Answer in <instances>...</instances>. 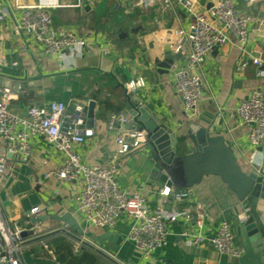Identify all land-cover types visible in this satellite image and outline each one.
<instances>
[{
	"label": "crops",
	"instance_id": "obj_1",
	"mask_svg": "<svg viewBox=\"0 0 264 264\" xmlns=\"http://www.w3.org/2000/svg\"><path fill=\"white\" fill-rule=\"evenodd\" d=\"M36 0H4L10 6V16L0 20V96L1 89L10 86L13 92L11 107L23 113L30 104L45 103L52 99L66 102L68 110L83 105L86 113L91 101L95 102V121L90 126L95 130L92 139L78 147L85 161L107 164L116 150L112 140L128 129L121 127L119 120L110 125L111 117L120 113L130 115L124 87L136 78H143L145 85L136 89L135 94L143 106L158 123L166 124L177 137L185 136V141L177 145V154H187L192 143L188 137V124L196 121L210 128V135H223L238 157L245 171H252L247 164V156L261 148L249 145L247 129L240 123L235 113L236 107L255 87L264 89V66L262 74L249 57L242 53L236 42L214 49L204 67V91L195 109L185 108L174 86V69L182 63L183 54L175 61L169 73L159 71L155 62L163 59L162 53L171 50L174 31L187 27L190 16L184 6L177 1L165 7L159 2L145 0L135 5V0H86L83 7L79 0H59L62 4L51 9L56 26H74L80 35L89 40L86 53L79 57L60 58L43 52L40 45L26 41L13 30V23L19 19L21 11L16 4H32ZM241 12H249L256 17H264V0L246 9L243 0H236ZM212 0H195V9L204 10ZM263 16L260 17V14ZM218 22V21H217ZM249 50L256 46L264 51V26L258 22L251 27ZM109 54H104L103 49ZM175 52V51H172ZM248 61L245 68L241 62ZM15 62V64L13 63ZM20 82H19V81ZM19 82L18 86L15 85ZM132 91V90H129ZM130 117H132L130 115ZM131 120L130 128L136 127ZM9 159V173L0 175V205L5 216L11 221L30 223L31 211L37 214L70 212L85 230V237L107 230L117 231L120 236H111L104 248L118 260L126 264H239V257L218 251L211 242L195 246L182 236L188 225L183 220L169 224L168 242L153 255L144 259L134 243L129 239L130 221L121 219L113 228H97L82 219L77 210L75 194L76 182L51 177L44 173L61 163L59 152L43 136H36L32 143V154L28 161L20 155L6 153ZM154 160L150 157V146L133 150L121 160L119 182L121 185L140 191L152 209L158 208V192L162 187L158 175L154 173ZM190 197L179 204H166L167 209L187 208L203 202L209 213L203 234L211 237L221 221H228L234 232L236 247L243 248L240 221L244 203L218 175H207L199 183L189 188ZM63 225L47 219L38 225L43 232ZM63 235L73 245L76 241L65 234H57L43 241L21 247L22 264H67L52 250L40 246L48 240ZM94 264H111L95 251ZM75 251V249H74ZM76 251V252H80ZM0 264H8L0 261Z\"/></svg>",
	"mask_w": 264,
	"mask_h": 264
},
{
	"label": "built area",
	"instance_id": "obj_2",
	"mask_svg": "<svg viewBox=\"0 0 264 264\" xmlns=\"http://www.w3.org/2000/svg\"><path fill=\"white\" fill-rule=\"evenodd\" d=\"M165 7L181 3L190 16L187 27H179L174 31L172 51L181 52L182 63L174 69V86L177 95L188 110L195 109L204 91V67L209 54L216 48L233 42L248 61L256 67L257 74H262L264 51L256 46L249 50L251 44V27L258 22L264 26V17L259 18L249 12L238 10L240 4L236 0H212V5L204 10L195 9V0H153ZM260 0H243L246 9ZM0 0V20L7 19L10 6ZM145 0H135V5H142ZM86 0H79L77 6L83 7ZM62 4L59 0H36L32 4H16L21 11L18 20L13 23V30L27 42L40 45L43 52L60 58L79 57L86 53L89 40L79 34L74 26H56L51 9ZM218 21V22H217ZM109 54L108 49H103ZM241 62V68L248 65ZM15 64V62H13ZM145 85L141 77L132 79L127 88L133 92ZM13 92L10 86L1 89L0 96V175H7L9 159L6 153L20 155V159L28 161L32 154L33 139L40 135L45 137L61 156V163L51 167L44 173L49 179L56 177L69 183L76 182L78 190L75 201L82 219L97 228H113L118 221H130L128 237L140 251L144 259L165 246L168 242L169 224L183 220L188 225L182 236L190 245L199 246L209 241L220 252L240 257L243 248L236 247L234 232L228 221H221L217 232L208 237L203 234L209 213L203 202H197L187 208L167 209L166 204L176 205L190 197L189 188H178L165 183L159 190V207L152 209L146 197L138 190L120 184V166L124 156L133 150L141 149L146 144V132L136 128L122 129L112 142L116 150L107 164L89 163L84 160L78 147L92 139L95 130L86 126V113L83 105H76L68 110L65 101L52 99L45 103L30 104L23 112H16L11 107ZM240 123L247 129L249 145L255 149L250 156L244 152L247 164L252 166L259 179L264 182V89L253 88L235 109ZM119 120L121 127L131 123L130 115L118 114L111 117L110 125ZM249 208H244L241 220ZM32 214L38 209H32ZM38 226L28 227L40 233ZM22 225L19 221L9 220L0 205V261L8 264H22L20 239ZM49 252L47 243L41 246ZM80 251L81 244L74 245Z\"/></svg>",
	"mask_w": 264,
	"mask_h": 264
},
{
	"label": "water",
	"instance_id": "obj_3",
	"mask_svg": "<svg viewBox=\"0 0 264 264\" xmlns=\"http://www.w3.org/2000/svg\"><path fill=\"white\" fill-rule=\"evenodd\" d=\"M212 5L210 3L209 7ZM263 13L260 14V17ZM163 59H155L159 71L169 73L181 52L165 50ZM19 81V80H18ZM15 85L18 86L19 82ZM127 110L132 120L137 124V130L146 132L147 145L150 146V157L154 160V173L158 175L159 184L174 185L180 189L190 188L199 183L207 175H218L236 194L244 208H249L245 217L240 221L241 236L243 238V253L239 257V264H264V182L256 171H245L231 145L223 135H210V128L202 126L196 121L188 124L187 134L193 144L191 151L184 155L177 154L179 137L164 123H158L149 112L140 105V99L135 92L124 87ZM95 102L91 101L87 112V126H93L95 121ZM130 127V123L128 124ZM54 219L63 225L56 226L36 233L23 227L19 233L17 244L24 247L38 241H43L57 234H65L83 247L89 248L111 264H126L118 260L104 248V243L111 236L116 240L120 234L107 230L92 235V239L85 237V230L79 220L70 212L45 213L38 215L31 213L30 225L38 226L40 222ZM133 264V263H132Z\"/></svg>",
	"mask_w": 264,
	"mask_h": 264
},
{
	"label": "trees",
	"instance_id": "obj_4",
	"mask_svg": "<svg viewBox=\"0 0 264 264\" xmlns=\"http://www.w3.org/2000/svg\"><path fill=\"white\" fill-rule=\"evenodd\" d=\"M180 143L185 141V136H180ZM184 155V154H182ZM22 225V223L20 222ZM24 227H30V223L24 224ZM49 247L54 250L59 258L67 264H94L96 256L88 249L80 252L74 251L73 243L65 236L59 235L47 241Z\"/></svg>",
	"mask_w": 264,
	"mask_h": 264
},
{
	"label": "rangeland",
	"instance_id": "obj_5",
	"mask_svg": "<svg viewBox=\"0 0 264 264\" xmlns=\"http://www.w3.org/2000/svg\"><path fill=\"white\" fill-rule=\"evenodd\" d=\"M54 20H55V18H54Z\"/></svg>",
	"mask_w": 264,
	"mask_h": 264
}]
</instances>
